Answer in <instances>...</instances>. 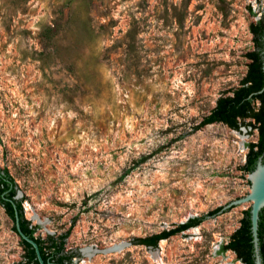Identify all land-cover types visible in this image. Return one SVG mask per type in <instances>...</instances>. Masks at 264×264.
<instances>
[{
  "label": "rangeland",
  "instance_id": "1",
  "mask_svg": "<svg viewBox=\"0 0 264 264\" xmlns=\"http://www.w3.org/2000/svg\"><path fill=\"white\" fill-rule=\"evenodd\" d=\"M263 7L0 0V170L36 238L70 230L71 264H243L220 247L250 204L154 248L137 240L250 192L240 168L256 133L195 128L240 85ZM12 225L0 206V264L22 260Z\"/></svg>",
  "mask_w": 264,
  "mask_h": 264
},
{
  "label": "trees",
  "instance_id": "2",
  "mask_svg": "<svg viewBox=\"0 0 264 264\" xmlns=\"http://www.w3.org/2000/svg\"><path fill=\"white\" fill-rule=\"evenodd\" d=\"M249 30L252 35L253 49L245 54L248 63L240 87L221 94L209 114L195 128V131H197L206 125L222 124L239 132L241 128L249 129L248 134L255 132L256 140L246 144L245 162L240 168L246 174L254 169L257 158L261 157L264 163V78L261 68L262 53L264 51V42L262 41L264 20L260 19L250 24ZM14 195L15 184L8 171L6 169L0 170V206L12 221V231L17 236L18 243L23 250L22 260L13 264H38L33 248L22 240L16 231L15 213L18 217L20 230L36 242L41 258L45 263L71 264L72 259L77 257V254L65 251L66 239L69 237L70 230L56 237L48 236L46 240L48 245H45L44 240L34 236L35 228L31 227L24 218L21 203L14 200ZM220 209L221 207L200 217L190 218L185 223L170 230L137 240V242L146 247L154 248L160 241L195 228L206 219L219 215L218 211ZM248 211L249 208L242 212L238 228L229 236L228 242L220 247V253L231 251L243 264H253ZM257 233L260 256L264 264V208L259 213Z\"/></svg>",
  "mask_w": 264,
  "mask_h": 264
},
{
  "label": "water",
  "instance_id": "3",
  "mask_svg": "<svg viewBox=\"0 0 264 264\" xmlns=\"http://www.w3.org/2000/svg\"><path fill=\"white\" fill-rule=\"evenodd\" d=\"M263 20H264V7H263ZM262 41L264 42V32L262 34ZM261 68L264 78V51L262 53ZM247 180L250 184V192L244 197L238 198L228 203L227 205L221 207L220 211H218V214H222V212L236 206L250 204L248 212H249V221H250V233L252 238L251 242L253 247V264H263L262 258L260 256L259 239L257 233L259 213L264 208V163L262 162L261 157L257 158L254 169L247 174ZM15 228L19 237L25 242H27L33 248L38 264H48L42 260L36 242L33 239L26 236L20 230L18 217L16 213H15ZM124 246L125 244L114 245L100 252L102 253L116 252L121 250ZM94 252H99V251H94ZM81 254H83L82 251Z\"/></svg>",
  "mask_w": 264,
  "mask_h": 264
},
{
  "label": "flooded vegetation",
  "instance_id": "4",
  "mask_svg": "<svg viewBox=\"0 0 264 264\" xmlns=\"http://www.w3.org/2000/svg\"><path fill=\"white\" fill-rule=\"evenodd\" d=\"M241 82V81H240ZM240 85H241V83H240ZM240 85L238 86V87H240Z\"/></svg>",
  "mask_w": 264,
  "mask_h": 264
},
{
  "label": "bare ground",
  "instance_id": "5",
  "mask_svg": "<svg viewBox=\"0 0 264 264\" xmlns=\"http://www.w3.org/2000/svg\"><path fill=\"white\" fill-rule=\"evenodd\" d=\"M84 254H85V252H84Z\"/></svg>",
  "mask_w": 264,
  "mask_h": 264
}]
</instances>
